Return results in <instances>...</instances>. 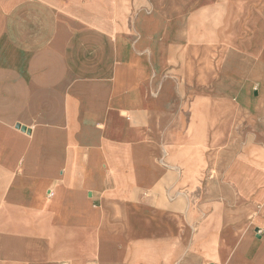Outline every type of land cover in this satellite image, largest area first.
Returning <instances> with one entry per match:
<instances>
[{
  "label": "crops",
  "instance_id": "0c3cea01",
  "mask_svg": "<svg viewBox=\"0 0 264 264\" xmlns=\"http://www.w3.org/2000/svg\"><path fill=\"white\" fill-rule=\"evenodd\" d=\"M0 264H264V0H0Z\"/></svg>",
  "mask_w": 264,
  "mask_h": 264
}]
</instances>
